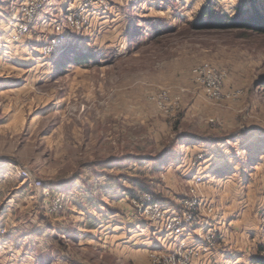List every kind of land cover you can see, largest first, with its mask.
Returning <instances> with one entry per match:
<instances>
[{
	"label": "rangeland",
	"instance_id": "rangeland-1",
	"mask_svg": "<svg viewBox=\"0 0 264 264\" xmlns=\"http://www.w3.org/2000/svg\"><path fill=\"white\" fill-rule=\"evenodd\" d=\"M28 1L0 0V264H152L213 229L210 264L264 262V32L196 24L264 0Z\"/></svg>",
	"mask_w": 264,
	"mask_h": 264
},
{
	"label": "built area",
	"instance_id": "built-area-1",
	"mask_svg": "<svg viewBox=\"0 0 264 264\" xmlns=\"http://www.w3.org/2000/svg\"><path fill=\"white\" fill-rule=\"evenodd\" d=\"M37 2H40V0H31L28 1L29 6H31L32 12L36 10L35 7H33ZM27 4V6H28ZM39 6V3H37ZM28 6V7H29ZM36 6V7H38ZM38 12H35L34 15H36ZM28 18L32 20V17L34 15L31 14V11H27ZM31 21L27 22L25 24V27L20 29L27 31L29 28V24ZM43 51L46 54H49V40L43 45ZM191 76L195 80L196 83H198L202 88L207 97L214 103H220L224 100V98H229L232 93H225L224 86L226 82V72L223 70H220L216 68L213 64L210 62H203L200 65H197L191 70ZM159 92V91H158ZM160 93V94H159ZM158 94L159 100H168L171 95V91L162 90ZM171 106V105H170ZM179 107V105H176L175 107H167L163 106L161 107L162 111L165 113L171 114L176 111V109ZM50 195V194H49ZM61 197L59 196L58 199ZM64 199V198H63ZM57 201V200H56ZM56 201L54 205L56 204ZM61 204V203H60ZM57 209V207H55ZM175 217L172 220L171 225L169 226V232L173 234L176 239L178 237H181L184 233L183 231L186 229L185 221L180 217L182 215L178 214V212L174 211ZM190 219H188L189 221ZM198 230H204V227L198 229ZM217 230L213 229L209 232L204 231L201 234V237L197 238V241L199 238H203L200 240L199 243H194L190 246L182 245L177 247L176 249L169 251V252H162L159 254L153 253L149 255L151 257V263L152 264H201L204 263L203 261L207 260L208 255L212 252V246L211 242L214 239L216 235ZM206 261V263H207ZM251 264H264V262L260 261H253Z\"/></svg>",
	"mask_w": 264,
	"mask_h": 264
},
{
	"label": "trees",
	"instance_id": "trees-1",
	"mask_svg": "<svg viewBox=\"0 0 264 264\" xmlns=\"http://www.w3.org/2000/svg\"><path fill=\"white\" fill-rule=\"evenodd\" d=\"M253 3H255L257 0H251ZM211 6H206L205 9L202 11L203 14H209L213 19H210V21L204 22L203 20H199L196 22V24H203V25H214V26H220L222 28H231V27H235V28H243V29H253L252 27L257 28L256 31H260V32H264V12H259L256 11L253 13L254 15L251 18L246 17V13L247 11H244L242 15H238L236 17H232L228 19L227 16V20H221L218 17H214L215 13L214 11H212V9L210 8ZM252 13V14H253ZM218 18V19H217ZM254 30V29H253ZM88 56L85 55V57H82L81 59H75L77 62L79 63H83L84 61L87 60L88 61Z\"/></svg>",
	"mask_w": 264,
	"mask_h": 264
},
{
	"label": "crops",
	"instance_id": "crops-1",
	"mask_svg": "<svg viewBox=\"0 0 264 264\" xmlns=\"http://www.w3.org/2000/svg\"><path fill=\"white\" fill-rule=\"evenodd\" d=\"M214 256L215 255H212V252H211L210 255L207 256V258H210L209 262L206 263L207 260H205V261H203L204 263H201V264H210V261H211L212 258H214ZM194 264H196V263H194Z\"/></svg>",
	"mask_w": 264,
	"mask_h": 264
},
{
	"label": "bare ground",
	"instance_id": "bare-ground-1",
	"mask_svg": "<svg viewBox=\"0 0 264 264\" xmlns=\"http://www.w3.org/2000/svg\"><path fill=\"white\" fill-rule=\"evenodd\" d=\"M197 243H199V244H200L201 242H197Z\"/></svg>",
	"mask_w": 264,
	"mask_h": 264
}]
</instances>
